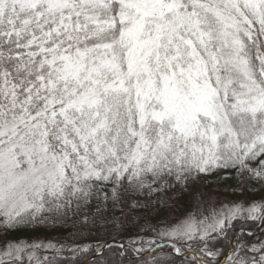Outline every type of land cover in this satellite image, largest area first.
I'll return each mask as SVG.
<instances>
[{"label": "snow or ice", "instance_id": "snow-or-ice-1", "mask_svg": "<svg viewBox=\"0 0 264 264\" xmlns=\"http://www.w3.org/2000/svg\"><path fill=\"white\" fill-rule=\"evenodd\" d=\"M221 172L242 202L103 240ZM69 220L99 256L264 264V0H0V231ZM43 246L4 239L0 264Z\"/></svg>", "mask_w": 264, "mask_h": 264}, {"label": "trees", "instance_id": "trees-1", "mask_svg": "<svg viewBox=\"0 0 264 264\" xmlns=\"http://www.w3.org/2000/svg\"><path fill=\"white\" fill-rule=\"evenodd\" d=\"M177 182L172 180V188L168 191L161 192V203L151 210H145L141 215L144 219L139 221V224L135 222L129 223L125 230L119 233H110L107 236L102 237L107 243H113V237L115 243L125 244L128 247L132 246V240L137 233L141 235L151 236L152 233H143L141 228L144 226L145 220L148 223H166L169 221H175L176 218L182 217L190 211H194L197 205L203 211L204 207H220L221 204L228 205L230 202L243 201L244 193L237 187L238 181L235 177L229 178L228 174L221 172L217 175L201 174L198 177L193 174L192 178L187 182L181 181L179 186H176ZM257 192H249L248 196H258ZM143 199V197H141ZM156 199L155 196L152 197ZM242 220V218H241ZM248 227L247 224L237 223L232 232L238 234L240 227ZM256 232L257 237H261L264 234V227L257 225L252 229ZM232 232L229 233V238L223 240L222 243L217 244L216 247L220 249H230V244H234ZM20 238L21 240H39L43 243V247L31 253L25 254V261L27 264V258L29 255L33 257L31 264H36V260L39 259L41 264L47 262V264H83L88 260L86 264H101V261L106 264H142L137 260V253L135 251H129L126 256L117 255L121 251L119 247H113L105 250L103 256L95 255L94 252L89 250V246L93 245L97 240L101 239L95 230L92 234H76V229L72 227L69 220L65 224H56L55 226L48 224L43 226L29 225L27 227L22 226L20 230L14 232L4 233L0 231V242L4 239ZM51 241L54 247H48V242ZM63 245V247H61ZM77 246H80L77 248ZM140 247V245H135ZM147 247V245H145ZM193 247H196L193 245ZM168 251L167 248L164 249ZM95 257L92 258V256ZM191 258V255L190 257ZM145 259H151L146 257ZM202 259L207 260V256H202ZM176 264H182L181 258H176Z\"/></svg>", "mask_w": 264, "mask_h": 264}, {"label": "rangeland", "instance_id": "rangeland-1", "mask_svg": "<svg viewBox=\"0 0 264 264\" xmlns=\"http://www.w3.org/2000/svg\"><path fill=\"white\" fill-rule=\"evenodd\" d=\"M34 241H36L37 243H41V241H39V240H34ZM96 255V254H95ZM191 255V254H190Z\"/></svg>", "mask_w": 264, "mask_h": 264}, {"label": "water", "instance_id": "water-1", "mask_svg": "<svg viewBox=\"0 0 264 264\" xmlns=\"http://www.w3.org/2000/svg\"><path fill=\"white\" fill-rule=\"evenodd\" d=\"M95 257V255L92 256V258ZM88 262V260L86 262H84L83 264H86Z\"/></svg>", "mask_w": 264, "mask_h": 264}]
</instances>
